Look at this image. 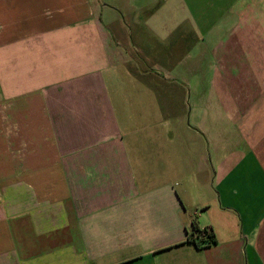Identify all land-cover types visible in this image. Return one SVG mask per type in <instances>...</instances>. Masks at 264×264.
Segmentation results:
<instances>
[{
  "label": "crops",
  "instance_id": "0c3cea01",
  "mask_svg": "<svg viewBox=\"0 0 264 264\" xmlns=\"http://www.w3.org/2000/svg\"><path fill=\"white\" fill-rule=\"evenodd\" d=\"M184 3L198 60L230 37L264 82V0H0V264H264V130L226 131L219 86L210 122L193 43L153 52Z\"/></svg>",
  "mask_w": 264,
  "mask_h": 264
},
{
  "label": "rangeland",
  "instance_id": "374dc122",
  "mask_svg": "<svg viewBox=\"0 0 264 264\" xmlns=\"http://www.w3.org/2000/svg\"><path fill=\"white\" fill-rule=\"evenodd\" d=\"M169 5L170 4H167V6L164 7L162 6V9L156 15L163 16L159 19V22L157 24V31L164 38L168 36L169 39L167 40V44L170 39L176 37L177 34L182 31H189L191 27L194 31L193 33L188 32V39H184V35H181L183 40L180 39L181 45L177 46L176 49H171V46L165 43H157L152 46L154 50L153 52L160 54L163 57H168V55H171V53H173L171 52V50H174L178 57L186 48V45L190 47V44L193 43L194 52L191 54L195 57V69L192 71L193 79L190 83L193 85V88L195 90L196 87L194 86H198V91H195L193 89L195 98L196 94H202L203 92L210 98V103L205 108V112L203 109V113L209 114L210 122H212L213 120L212 117L217 116L218 114L219 104H217V106L215 104V101L217 99L215 96L217 94H215V92L217 93V87L219 86L220 90L224 91V101H222V104L224 105L226 112L228 113L229 111L232 114L230 115L232 117L231 119L225 117V119L223 120V124L225 121V127L227 128L226 131L233 130L234 124L238 125L239 127H253L254 129L264 130V82H247L246 80L244 82H235L234 80V76L238 75V77H240L241 73H244V78L249 77V71H241L240 68L241 65L246 66V63H248L246 59H249V61L252 62L251 56H247L248 52H245V48H247V46L244 47L245 44H240V49L235 52L234 49H230L231 38L228 37V39L223 40L225 43L223 44L224 46L226 45V47H221L223 48V50H225V52H223V50H219L220 53H223L222 55L218 56L216 53H214L210 54V56L204 57L203 59L201 57L198 60L197 57L201 56L200 53H202L201 45L203 43H208L209 36L204 41L202 40V37L204 35V27L197 22L195 13L193 12V10H191V8L189 10L185 3L182 6H178L179 4H177L176 6L172 5V7H169ZM186 10L188 12L190 22H184V24L175 26L174 19L177 20L178 17H183ZM144 14H149V9L148 11L145 10ZM213 23L214 22H211L210 25H213ZM216 23L220 25L219 22ZM214 35L213 37L217 38L219 34L215 33ZM210 42L212 43V41ZM213 43L211 45H213ZM173 57H171L170 59L175 60ZM218 57L220 58L219 60ZM164 66L165 67H161L165 70L167 67L166 65ZM146 67H150V64L147 63ZM234 67H237V69H234ZM214 68L216 69L213 71ZM218 74L223 76L224 81L216 80L212 82L214 76L215 79H217L216 76H218ZM231 76L233 79L231 78Z\"/></svg>",
  "mask_w": 264,
  "mask_h": 264
},
{
  "label": "trees",
  "instance_id": "16d2710c",
  "mask_svg": "<svg viewBox=\"0 0 264 264\" xmlns=\"http://www.w3.org/2000/svg\"><path fill=\"white\" fill-rule=\"evenodd\" d=\"M198 247H205L216 243L215 233L210 227H198L194 225L189 237Z\"/></svg>",
  "mask_w": 264,
  "mask_h": 264
}]
</instances>
